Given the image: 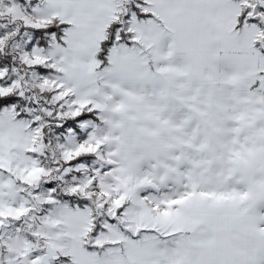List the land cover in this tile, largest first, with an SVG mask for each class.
<instances>
[{"label": "snow or ice", "instance_id": "1", "mask_svg": "<svg viewBox=\"0 0 264 264\" xmlns=\"http://www.w3.org/2000/svg\"><path fill=\"white\" fill-rule=\"evenodd\" d=\"M0 264H264V0H0Z\"/></svg>", "mask_w": 264, "mask_h": 264}]
</instances>
